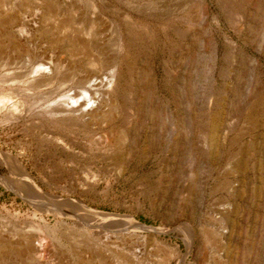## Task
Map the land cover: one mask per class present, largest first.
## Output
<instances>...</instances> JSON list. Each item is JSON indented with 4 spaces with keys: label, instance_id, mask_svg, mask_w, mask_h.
<instances>
[{
    "label": "rangeland",
    "instance_id": "obj_1",
    "mask_svg": "<svg viewBox=\"0 0 264 264\" xmlns=\"http://www.w3.org/2000/svg\"><path fill=\"white\" fill-rule=\"evenodd\" d=\"M0 100V264H264V0H0Z\"/></svg>",
    "mask_w": 264,
    "mask_h": 264
},
{
    "label": "bare ground",
    "instance_id": "obj_2",
    "mask_svg": "<svg viewBox=\"0 0 264 264\" xmlns=\"http://www.w3.org/2000/svg\"><path fill=\"white\" fill-rule=\"evenodd\" d=\"M201 2V1H200ZM53 12V11H52ZM76 47V46H75ZM1 102V100H0ZM5 103V102H4ZM1 105V104H0ZM90 105V104H89ZM1 107V106H0ZM4 109V108H3ZM11 157L13 159H15L14 156L10 155L9 153H3L1 150H0V157ZM23 167V166H22ZM26 175H28V173L26 172ZM29 176V175H28ZM30 178V181L32 183V185L37 189V191L41 192V193H44L46 195L45 192H43L40 187H38L32 180L31 177ZM69 201V199H67ZM77 204H79L78 206H82L83 208H86L87 206H85L82 202L78 201V200H75L73 199ZM71 199V201H73ZM74 202V203H75ZM89 208V207H88ZM153 227V226H152ZM152 227H147L148 229H153ZM23 243H24V250L26 251L25 253L31 255V256H35L37 254V251H39V249L41 248V246L36 242V238L35 237H30V238H27V239H24L23 240ZM23 246V245H22ZM28 256V255H27ZM183 259V258H182ZM184 261V260H183ZM183 261L182 260H178L177 262H175V264H183Z\"/></svg>",
    "mask_w": 264,
    "mask_h": 264
}]
</instances>
